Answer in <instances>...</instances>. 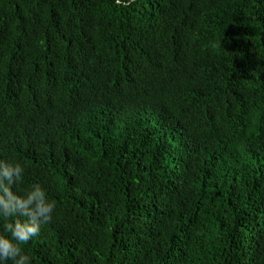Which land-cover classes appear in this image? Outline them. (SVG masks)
Returning <instances> with one entry per match:
<instances>
[{
    "label": "trees",
    "instance_id": "trees-1",
    "mask_svg": "<svg viewBox=\"0 0 264 264\" xmlns=\"http://www.w3.org/2000/svg\"><path fill=\"white\" fill-rule=\"evenodd\" d=\"M0 161L30 264H264V0H0Z\"/></svg>",
    "mask_w": 264,
    "mask_h": 264
},
{
    "label": "clouds",
    "instance_id": "clouds-1",
    "mask_svg": "<svg viewBox=\"0 0 264 264\" xmlns=\"http://www.w3.org/2000/svg\"><path fill=\"white\" fill-rule=\"evenodd\" d=\"M129 0H114L118 7H127ZM25 169L19 163L0 161V219H18L6 223L0 235V264H30V258L22 252L21 244L29 242L39 234L41 225L48 222L54 210V202L46 191L35 184L22 195L13 189L22 181Z\"/></svg>",
    "mask_w": 264,
    "mask_h": 264
}]
</instances>
